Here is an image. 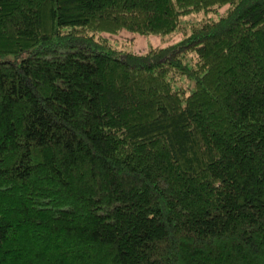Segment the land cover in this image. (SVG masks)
<instances>
[{
	"label": "trees",
	"instance_id": "obj_1",
	"mask_svg": "<svg viewBox=\"0 0 264 264\" xmlns=\"http://www.w3.org/2000/svg\"><path fill=\"white\" fill-rule=\"evenodd\" d=\"M0 264H264V0H0Z\"/></svg>",
	"mask_w": 264,
	"mask_h": 264
},
{
	"label": "rangeland",
	"instance_id": "obj_2",
	"mask_svg": "<svg viewBox=\"0 0 264 264\" xmlns=\"http://www.w3.org/2000/svg\"><path fill=\"white\" fill-rule=\"evenodd\" d=\"M118 40H119L118 41L119 44H123L122 41H125V43H127L126 44L127 47H132V48L134 47L136 50H141L146 47L147 45L146 42H148V45L150 46L163 45L162 43L165 40V38L156 35H148V36L140 37L136 34L128 33V34H122Z\"/></svg>",
	"mask_w": 264,
	"mask_h": 264
}]
</instances>
